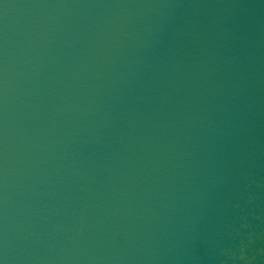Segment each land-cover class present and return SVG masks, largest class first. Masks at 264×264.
Listing matches in <instances>:
<instances>
[{"label": "water", "instance_id": "1", "mask_svg": "<svg viewBox=\"0 0 264 264\" xmlns=\"http://www.w3.org/2000/svg\"><path fill=\"white\" fill-rule=\"evenodd\" d=\"M257 0H0V264H122Z\"/></svg>", "mask_w": 264, "mask_h": 264}]
</instances>
